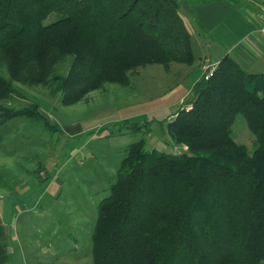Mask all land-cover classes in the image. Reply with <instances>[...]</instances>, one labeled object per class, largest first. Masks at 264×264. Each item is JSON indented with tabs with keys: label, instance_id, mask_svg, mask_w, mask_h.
Masks as SVG:
<instances>
[{
	"label": "trees",
	"instance_id": "1",
	"mask_svg": "<svg viewBox=\"0 0 264 264\" xmlns=\"http://www.w3.org/2000/svg\"><path fill=\"white\" fill-rule=\"evenodd\" d=\"M182 2L0 0V101L23 97L18 84L42 85L70 105L105 83L126 85L139 66L192 64ZM189 92L165 129L183 149L126 147L98 204L93 264L264 261V75L225 55ZM239 113L255 135L251 153L230 130ZM16 117L49 123L35 101L0 104L1 124Z\"/></svg>",
	"mask_w": 264,
	"mask_h": 264
},
{
	"label": "rangeland",
	"instance_id": "2",
	"mask_svg": "<svg viewBox=\"0 0 264 264\" xmlns=\"http://www.w3.org/2000/svg\"><path fill=\"white\" fill-rule=\"evenodd\" d=\"M198 2L183 0L178 9L191 34L195 58L208 52L205 33L191 8ZM59 16L53 12L44 23ZM194 69L199 71L198 65L178 62L139 66L128 73L126 85L105 83L70 105L51 97L42 85L18 84L23 97L0 101L15 108L35 101L50 123L22 117L0 123L3 218L12 219L9 228L17 236L18 249L27 252L32 264H93L91 234L98 204L109 195L126 147L143 139L147 149L172 153L183 149L172 143L165 129L186 102L197 78ZM1 72L7 76L5 69ZM137 124L141 126L135 129ZM230 130L235 141L253 152L255 135L242 114L236 115ZM23 219L29 220L27 225ZM15 241L8 239L12 247ZM44 244L49 250L45 255ZM11 258L9 264H15Z\"/></svg>",
	"mask_w": 264,
	"mask_h": 264
},
{
	"label": "crops",
	"instance_id": "3",
	"mask_svg": "<svg viewBox=\"0 0 264 264\" xmlns=\"http://www.w3.org/2000/svg\"><path fill=\"white\" fill-rule=\"evenodd\" d=\"M191 8L201 23L199 25L205 33L204 43L208 48V52H202L193 61L199 67V71L193 70L197 75L195 81L203 73L202 64H217L225 55L231 56L246 70L264 75V0H201L191 5ZM4 204L5 200L1 199L0 264H9L11 257H15V264H32L27 252L18 249L19 244L15 241L17 236L9 228L12 219L3 218ZM26 220L23 219V222L27 225L29 220ZM30 223L34 225L35 222L31 219ZM9 238L15 241L17 248L8 243ZM44 246L41 247L44 248L41 253L45 255L49 250Z\"/></svg>",
	"mask_w": 264,
	"mask_h": 264
},
{
	"label": "built area",
	"instance_id": "4",
	"mask_svg": "<svg viewBox=\"0 0 264 264\" xmlns=\"http://www.w3.org/2000/svg\"><path fill=\"white\" fill-rule=\"evenodd\" d=\"M202 69H203V75L205 78L208 77V75L210 76L212 70L214 69V66L215 65H212V64H209V63H206V64H202Z\"/></svg>",
	"mask_w": 264,
	"mask_h": 264
}]
</instances>
